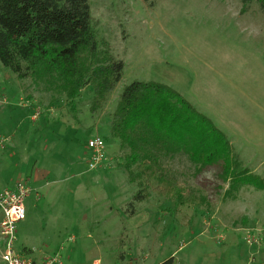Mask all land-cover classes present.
Returning <instances> with one entry per match:
<instances>
[{
	"label": "rangeland",
	"instance_id": "rangeland-1",
	"mask_svg": "<svg viewBox=\"0 0 264 264\" xmlns=\"http://www.w3.org/2000/svg\"><path fill=\"white\" fill-rule=\"evenodd\" d=\"M88 1L99 38L124 65L102 108L90 110L91 87L72 109L0 67V188L17 180L32 188L15 250L36 264H257L249 254L257 248L243 236L264 227V189L233 185L218 163L196 172L174 159L178 183L196 202L151 191L131 214L137 188L109 128L125 85L162 82L264 179V8L256 0ZM94 135L108 164L90 169Z\"/></svg>",
	"mask_w": 264,
	"mask_h": 264
},
{
	"label": "trees",
	"instance_id": "trees-1",
	"mask_svg": "<svg viewBox=\"0 0 264 264\" xmlns=\"http://www.w3.org/2000/svg\"><path fill=\"white\" fill-rule=\"evenodd\" d=\"M256 1L264 8V0ZM96 27L88 0H0V67L50 101L64 97L72 109L82 90L91 87L94 113L103 107L124 66ZM109 132L119 141L120 166L137 188L128 204L131 214L151 191L171 192L179 203L196 202L197 193L178 183L174 159L189 160L196 172L218 163L222 177L233 185L264 189V179L241 167L223 133L162 82L125 85Z\"/></svg>",
	"mask_w": 264,
	"mask_h": 264
},
{
	"label": "built area",
	"instance_id": "built-area-1",
	"mask_svg": "<svg viewBox=\"0 0 264 264\" xmlns=\"http://www.w3.org/2000/svg\"><path fill=\"white\" fill-rule=\"evenodd\" d=\"M39 113L36 109L35 115ZM87 148L90 151L87 160L88 167L95 169L108 164V157L104 150V141L99 135L88 140ZM30 187L24 181L17 182L13 187L0 189V264H36L32 259L19 254L15 250L16 223L25 216L24 199ZM243 241L249 245L264 243V227L258 233L248 231ZM47 262L46 264H49Z\"/></svg>",
	"mask_w": 264,
	"mask_h": 264
},
{
	"label": "crops",
	"instance_id": "crops-1",
	"mask_svg": "<svg viewBox=\"0 0 264 264\" xmlns=\"http://www.w3.org/2000/svg\"><path fill=\"white\" fill-rule=\"evenodd\" d=\"M36 108H38V106H36ZM36 112V109L34 110V113ZM33 113V114H34ZM38 115V114H37ZM36 115V116H37ZM35 116V115H34ZM36 120V119H35ZM31 121L32 122H36V121H34L33 120V115H32V117H31ZM2 142V141H1ZM1 142H0V144H1ZM35 166V165H34ZM34 166H33V169H34ZM31 177V174H30V176H29V179H31L30 178ZM32 180V179H31ZM21 181V180H20ZM17 182H19L18 180L11 186V187H13ZM25 182V181H24ZM25 183H27V182H25ZM27 185L30 187V191H29V193L32 191V188H31V186L27 183ZM1 189V188H0ZM251 246H253V247H256L257 249L256 250H253L252 252H250L249 254H250V260L251 261H253V260H257V264H259V263H261V264H264V258H263V256H264V250H262V249H264V243H262V244H259V245H251ZM263 247V248H262ZM259 248H262V249H259Z\"/></svg>",
	"mask_w": 264,
	"mask_h": 264
}]
</instances>
